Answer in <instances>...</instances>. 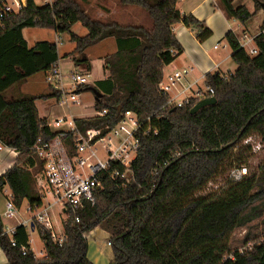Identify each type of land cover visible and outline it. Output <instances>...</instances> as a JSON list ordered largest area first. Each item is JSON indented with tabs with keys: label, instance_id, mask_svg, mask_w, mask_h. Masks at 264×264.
I'll list each match as a JSON object with an SVG mask.
<instances>
[{
	"label": "trees",
	"instance_id": "1",
	"mask_svg": "<svg viewBox=\"0 0 264 264\" xmlns=\"http://www.w3.org/2000/svg\"><path fill=\"white\" fill-rule=\"evenodd\" d=\"M233 1L217 0V5L227 18L241 24L256 11H264V0H252L253 11L234 6ZM177 2L116 0L120 7L140 8L146 25L93 16L86 8L88 0L42 5L28 0L24 8L0 21V142L17 152L14 164L0 176V189L8 187L16 208L24 200L30 209L41 203L34 186L42 162L33 147L38 139L49 142L60 133L35 106L36 99L59 100L61 91L51 84L47 93L7 97L29 77L46 76L59 60L55 43L41 40L28 47L24 28H50L65 36L74 43L69 53L74 65L88 62L81 57L87 47L114 38L116 50L102 58L107 77L76 90L99 91L102 96L94 100L93 109L106 112L75 117L76 130L103 128L105 133L125 111L133 112L141 124L131 179L122 185L106 172L99 173L102 189L94 192L93 204L67 212L62 243L54 242L33 221L44 256H35L30 248L26 226H15L9 236L0 217V249L8 264H94L87 256L85 234L97 227L111 241L109 264H264V159L240 180L228 179L219 192L198 194L225 168L246 166L251 156L250 144L243 143L247 137L256 136L264 143V19L253 37L254 55L239 46L232 31L226 33L236 69L225 77L206 74L205 84L213 88L217 101L190 113L202 97L170 105L169 95L159 88L163 67L182 51L173 30L177 23L192 26L199 40L211 32L192 14L180 13ZM76 23L86 28L85 35L71 30ZM63 141L73 153V132L65 133ZM240 228L245 229L241 249L232 243Z\"/></svg>",
	"mask_w": 264,
	"mask_h": 264
},
{
	"label": "built area",
	"instance_id": "2",
	"mask_svg": "<svg viewBox=\"0 0 264 264\" xmlns=\"http://www.w3.org/2000/svg\"><path fill=\"white\" fill-rule=\"evenodd\" d=\"M36 4V0H33ZM54 0H41L42 4H51ZM28 0H0V21L8 14L18 12L24 8ZM39 5V4H38ZM238 39V38H237ZM253 38L242 33L238 39L239 46L244 48L250 55L256 54L254 46L246 49V45L252 42ZM191 68L184 67L177 69L171 74L163 75L159 88L169 95L171 88L185 78ZM226 74H222L225 77ZM47 84H51L54 89L61 91L58 100L61 104H72L78 102L76 90L81 85L89 84L88 79L78 71H70L67 75L62 72L59 62H57L46 75ZM190 86V85H189ZM208 94V96H203ZM214 90L206 86L205 93L197 91L195 97L213 96ZM187 99L175 102L169 95V104L180 106L186 103ZM106 111H94L96 115H103ZM48 125L60 133L52 140L34 145L36 156L42 162V170L35 176L36 189L41 198V203L35 205L30 222L35 223L42 231H48L51 239L56 243H62L65 239L64 232L56 233L51 215L53 208H57L59 215L64 214L65 218L68 211L75 212L82 209L85 203H94V192L102 189V183L98 177L101 172H106L109 178L116 183L125 185L131 179L132 171L130 163L135 158L138 147L137 130L140 123L131 111H125L122 118L112 128L103 133V128H91L84 132L76 130V125L72 117H59ZM151 129L147 128L146 133ZM156 133V130H152ZM73 132L72 150L65 146L63 138L65 133ZM250 138H246L243 143L249 144ZM0 144H2L0 142ZM97 145L102 147L99 156ZM177 155V154H176ZM111 168V169H110ZM248 173L245 165L233 167L228 172V179L238 181ZM17 209L14 206L10 193L5 204L4 217L15 218ZM65 219H61L63 222ZM78 221V218H76ZM29 221L22 222V225L29 226ZM15 227L5 228V233L9 236ZM87 232L86 234H88ZM85 234V237L88 236ZM109 238V237H108ZM12 245L15 242L10 238ZM111 245L110 239L106 241ZM250 247V245L248 246ZM24 253V252H23Z\"/></svg>",
	"mask_w": 264,
	"mask_h": 264
},
{
	"label": "crops",
	"instance_id": "3",
	"mask_svg": "<svg viewBox=\"0 0 264 264\" xmlns=\"http://www.w3.org/2000/svg\"><path fill=\"white\" fill-rule=\"evenodd\" d=\"M109 2L111 3V0H88L87 7L88 9L93 8L92 10L95 11L98 17H102V16L112 17L121 23L137 21L136 18L140 16L139 11H137L133 7H120L117 5L116 2L114 3L115 6H111ZM233 5L234 6L243 5L249 11L254 10V2L252 0H234ZM176 6L180 11V13L192 14L195 18L201 21L207 28H209L211 32L207 38H205L204 40H199L196 38L195 31L193 30L192 26L187 27L182 23H177L174 26L173 30L178 42L182 47V51L171 63L163 67V75L171 74L175 70L184 67L191 68L189 74H187L185 78L182 79L180 82L175 84L169 91V95L173 101L181 102L190 97H195L196 92L199 91V86H198L199 82L203 81L205 83L206 74L215 73V72H218L220 74H227L229 72L235 71L236 67L232 68L231 66H229V62H231L232 60L231 59L232 50L225 39V35L228 31H232L238 39L240 38L242 33H246L247 36L253 38L260 31V25L264 19V11L263 10L256 11L254 15L245 24H241L234 19L227 18L223 13V11L218 7L217 0H178ZM74 25L72 26L71 30L73 29ZM86 33H87L86 28L81 26L79 32L76 34L82 36L85 35ZM23 38L25 39L28 47H32L35 44V42L41 40H46L51 43H55L56 46L57 43L60 42V38H55L54 42L53 40L36 38L35 40H32L30 44L28 43L24 35ZM70 43L71 45L66 46V49L63 51L64 52L63 55L66 58L71 59L72 61L73 56L69 55V53L73 50L74 43L73 42ZM93 48H96L99 51L97 57L99 58L101 64L100 66L102 68V73H100V75L95 74L94 77L92 78V83H94L99 79H103L107 77L108 71L103 68L102 58L105 55L113 53L116 50V43L114 38L108 37L101 40L95 45L87 47L83 51V53L87 52L88 49L91 50ZM57 50L59 55L58 62H60L61 61L60 52L58 48ZM82 59H86L88 61L87 63L82 62L85 64L83 70L80 69V65L82 63L78 65H74L72 62L73 68L72 69L69 68V70L64 72V74L67 75L70 71L75 70L83 74L88 79V77L84 73V70L86 73L90 74L94 69L93 62L90 58V55L89 56L86 55L85 57H82ZM25 84L30 85L31 88H34L35 90L33 92H25L24 90H21L22 86H24ZM14 90L15 93L14 94L9 93L7 95L8 98H13V96L19 93L39 94V93H47L49 91L48 84L46 82V76L43 75L42 73H38L29 77L25 83L18 84ZM37 100H41V99L35 100V106ZM94 100L95 99L93 93L92 95H89V93H84V94L79 93L78 102L72 104H61L58 102V100L55 99V103L53 102L47 103V112L46 113L44 112L43 118L48 120L49 117H52L53 118L52 120L54 121L59 117H72L74 119L75 117H84V116L86 117V116L95 115L93 109ZM16 155L17 152L14 149L6 145L0 144V176L9 167H11L14 164ZM5 187L7 186H3L2 189H0V193L5 194ZM34 188L35 190H37L36 185L34 186ZM7 196L8 193L5 194L6 199ZM0 217L6 229L7 228L10 229L11 227L20 225L22 222H27V221L30 222V218H31L29 217L28 219H22V220L17 219L18 221L16 223L7 227L5 223L4 215L3 216L0 215ZM30 223L29 226H26L27 224L25 225L28 230L31 229ZM34 229L35 228L33 227L31 230ZM0 264H8L6 256L1 249H0Z\"/></svg>",
	"mask_w": 264,
	"mask_h": 264
},
{
	"label": "rangeland",
	"instance_id": "4",
	"mask_svg": "<svg viewBox=\"0 0 264 264\" xmlns=\"http://www.w3.org/2000/svg\"><path fill=\"white\" fill-rule=\"evenodd\" d=\"M37 4L41 5V0H36ZM116 2V0H111L110 5L111 6H115L114 3ZM86 8L88 9V7L86 6ZM135 8L137 11H139V15L136 20L134 22H144V24L146 25L148 23V19L145 16V13L137 7H133ZM93 9V8H92ZM92 9H88V11L93 15V16H98L94 10ZM102 18H104L102 16ZM81 26L79 24L74 25L73 27V32L78 33L80 30ZM22 35H24V37L27 39L28 43L31 44L32 40H35L36 38L39 39H48V40H55V38H60V42L57 43V48L59 49L60 52V62H59V66L62 70V72H66L67 70L72 69L73 68V64L71 59L66 58L63 54H64V50L66 49V46L71 45V43L66 39L65 36L63 35H59L56 34L53 29L50 28H37V27H31V28H25L23 30ZM253 46L252 42H249L246 45V49H249L250 47ZM90 49V48H89ZM87 50V52H84L83 54H81V57H85L86 55H90V58L93 62V66L94 69L93 71L88 74L85 72L86 76L88 77L89 80V84L92 85V78L94 77L95 74L100 75V73H102V68H101V64L99 61V58L97 57L98 55V49L93 48L91 50ZM85 64L82 63L80 65V69L83 70ZM229 66H231L232 68L236 67V64L231 60V62H229ZM83 72V71H82ZM199 91L203 94L205 93V89H206V84L203 81H200L199 84ZM21 90H24L25 92H33L35 89L31 88L30 85L25 84L24 86H22ZM37 90V89H36ZM84 93H89V95H92V91H84L81 92V94ZM91 93V94H90ZM49 102H53L55 103V98H47V99H41V100H37L36 101V106L38 109V113L39 116L41 118H43L44 116V112H47V103ZM52 117H49L47 122L49 124H51L53 122ZM248 138V137H247ZM250 140H249V144L251 146V156L248 160V163L246 164V168L248 173H251L253 170H255L256 166L258 165V163L264 159V143L260 142L259 139L256 136H249ZM97 150H98V155L103 156V152L101 153V149L102 147L100 145L96 146ZM228 172H229V168H225L220 174H218L214 179H212L206 186L205 188L199 192V195H208L210 193H217L219 192L224 186L225 184L228 182ZM9 189L8 187H5V194H9ZM4 193H0V215L3 216V213L5 212V202H6V197H5ZM17 209V213L15 218H5V223L6 226L9 227L12 224L16 223L18 220L17 219H28L29 217H31L32 212L28 210V204L27 201L24 200L21 204V206ZM3 212V213H2ZM52 218V223L54 226V229L56 231V233H60L63 231V226L61 223V219H65L64 214L59 215L57 212V208L54 207L53 208V213L51 215ZM259 220L254 221V224H257ZM245 229H237L234 231L233 233V237H232V243L235 245V247H239V249H241L242 247L240 246V239L244 234ZM28 234H29V244H30V248L32 249V251L34 252L35 256L37 257H41L44 256L45 251H44V246H43V242L40 238L39 232L37 229L28 230ZM88 236H86V239L88 241V253L87 256L88 258L94 263V264H109L110 261L112 260V250H111V246H108L106 244V241L109 239L108 238V234L105 233L103 230H101L100 228H95L93 230H91L88 234H86ZM251 245V244H250ZM247 247L249 246V244L246 245Z\"/></svg>",
	"mask_w": 264,
	"mask_h": 264
},
{
	"label": "water",
	"instance_id": "5",
	"mask_svg": "<svg viewBox=\"0 0 264 264\" xmlns=\"http://www.w3.org/2000/svg\"><path fill=\"white\" fill-rule=\"evenodd\" d=\"M93 95H94V99H98L99 97L102 96V94L95 90V89H91ZM216 98L214 96H210V97H204L202 99H200L191 109H190V113H195L197 110H199L200 108L206 106V105H211V104H215L216 103ZM161 178V176H160ZM160 178L159 181L160 182ZM33 223H30V227L32 229Z\"/></svg>",
	"mask_w": 264,
	"mask_h": 264
}]
</instances>
